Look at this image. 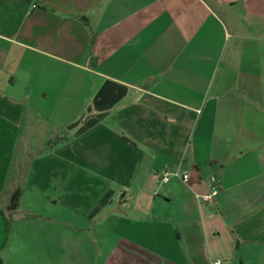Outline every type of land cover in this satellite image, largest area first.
I'll list each match as a JSON object with an SVG mask.
<instances>
[{"label": "crops", "instance_id": "0c3cea01", "mask_svg": "<svg viewBox=\"0 0 264 264\" xmlns=\"http://www.w3.org/2000/svg\"><path fill=\"white\" fill-rule=\"evenodd\" d=\"M0 257L264 264V0H0Z\"/></svg>", "mask_w": 264, "mask_h": 264}, {"label": "trees", "instance_id": "16d2710c", "mask_svg": "<svg viewBox=\"0 0 264 264\" xmlns=\"http://www.w3.org/2000/svg\"><path fill=\"white\" fill-rule=\"evenodd\" d=\"M125 94H126V89L124 87L108 82L97 95L94 106L97 109H100L102 112H105L109 110L113 105H115V103L123 99L125 97ZM103 117L104 114H100L96 119L90 120L81 128V131L86 130L91 126L95 125L97 122L102 120ZM78 125L79 124L71 126L69 130L78 127ZM21 195H22L21 190H17L14 192L9 206L10 212H14L18 209ZM103 203L104 202H102L101 205H103ZM0 264H3V260L1 257H0Z\"/></svg>", "mask_w": 264, "mask_h": 264}, {"label": "built area", "instance_id": "2783aa9c", "mask_svg": "<svg viewBox=\"0 0 264 264\" xmlns=\"http://www.w3.org/2000/svg\"><path fill=\"white\" fill-rule=\"evenodd\" d=\"M176 177H179L183 180V182L187 183L189 181V174L184 173L182 175L179 172L174 173ZM171 173L169 171L162 172V180L163 184H167L170 180ZM220 195V190L217 187L216 180L214 178L211 179V186L209 193L205 195L196 194V199L199 204H211L217 200V197ZM213 264H223L222 260H217Z\"/></svg>", "mask_w": 264, "mask_h": 264}, {"label": "rangeland", "instance_id": "374dc122", "mask_svg": "<svg viewBox=\"0 0 264 264\" xmlns=\"http://www.w3.org/2000/svg\"><path fill=\"white\" fill-rule=\"evenodd\" d=\"M39 148H40V146H37V147L34 148V150H35V151H36V150H39ZM40 149H42V147H41Z\"/></svg>", "mask_w": 264, "mask_h": 264}]
</instances>
